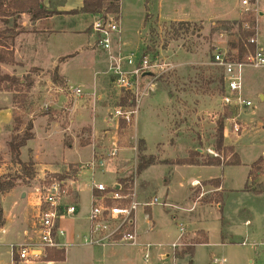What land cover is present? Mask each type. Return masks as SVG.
Here are the masks:
<instances>
[{"label":"rangeland","instance_id":"obj_1","mask_svg":"<svg viewBox=\"0 0 264 264\" xmlns=\"http://www.w3.org/2000/svg\"><path fill=\"white\" fill-rule=\"evenodd\" d=\"M241 1H123L120 23L124 50L136 54L140 59L148 52V59L157 57L163 63L172 64L174 69L145 80L144 85L153 83L155 89L149 96L142 98L136 128L116 123L117 129L111 130L110 136L105 135V118L109 113L110 117L114 118L115 110L120 108V100L123 97L129 99V96L117 89L108 76H99V93L103 98L96 106H92L93 99L90 94L74 97L66 85L61 88L67 94V101L54 108V104L50 102H57L60 92L56 89L58 85L53 82V73L42 75L40 71L32 70L26 74H13L10 66H14L16 62L0 64L3 75L17 77L22 80V84L27 75H31L35 81L30 92H10L18 117L24 122L36 120L35 137L28 142L27 147L34 149L42 165H49L53 170L64 164H77L68 165L64 171L56 173L66 175L68 170L73 173L78 180L73 190H78L80 199L75 203L76 214L61 221L67 234L63 241L69 244L65 250L66 259L53 264H98L103 258V253L110 250L111 246L102 248L87 244L91 230V181L103 182L112 187L116 178L118 183L121 180H130L133 185L131 189L136 186L139 200L142 202H148L154 197L159 199V204L152 208L140 207L137 211L139 242L151 244V247L147 249L127 245L113 246L125 254L124 258L129 253L128 257L133 260L120 264H213L215 258H226L227 264H264V246L261 243H264V200H258L253 195L241 191L248 181L252 164L260 156V151L249 143L244 144L240 147L242 164L224 170L219 166L173 165L178 160L189 158L197 150L201 156L194 159L204 162L208 157L213 158L208 153L212 150L220 155L222 165L230 166L234 161L233 155L237 154L234 147L232 153L219 152L216 149L218 123L221 120L225 122V132L228 136L226 146L233 142L229 133L228 118L239 119L242 125L237 134L239 137L246 134V129L250 130L245 124L250 117L245 115L248 114L247 111L241 112L239 109L233 110L223 106V85L220 83L222 71L212 64V57L218 52L228 56L237 54V44L240 40L238 23L245 18L241 14ZM252 3V14L256 20L255 36L257 35L260 46H264V0H252ZM3 21L5 20L0 18V32L4 27ZM180 21H192L203 29L199 33L175 40L171 27ZM2 43L10 48V41L4 43L2 40ZM80 59L85 60L83 57ZM63 74L73 89L80 87L86 92H92L94 70L89 63L78 66L74 62L64 68ZM259 76L264 78V70L245 69V96H248L249 90L246 80ZM262 82L264 88V79ZM249 97L253 105L250 110L255 113L253 115L264 113V100L261 101L259 92L254 89ZM75 104L78 107L71 113L70 109ZM44 113L56 117L55 120L60 124L62 131H66L65 144H76L73 149L64 147L57 123L53 125L50 135L45 134L47 119L40 118ZM261 120L264 122V118ZM71 123L73 128L70 127ZM90 125L94 126L98 135L94 136ZM13 127L14 124L9 130L5 128L6 131L0 138V169L1 175L5 177L17 176L15 168L10 165V158H6V155H10L9 143ZM253 131L258 129L254 128ZM114 142L121 148L119 159L108 164L105 173L97 172L95 177H92V171L87 166L91 161L92 149L97 155L107 154ZM141 147L144 148L143 152ZM135 148L137 152L133 151ZM23 155L27 157V148ZM142 155L154 156L157 164L140 175L137 173V165ZM237 156L239 158V155ZM120 161L126 168V176L121 178L118 173L122 171L117 164H120ZM113 169L118 175L112 172ZM56 174L45 176L48 178ZM41 179L43 178L35 182H19V187L32 197L34 188L40 184ZM215 179L223 181L227 189L225 193L213 192V188L203 183ZM193 180H199L201 185L191 186ZM223 195L224 207L220 209L217 205ZM71 201L74 203L75 198H71ZM242 207H245L246 211H242ZM4 208L9 216L15 217L31 209L29 200L21 199V192L6 199ZM247 220L250 223L247 224ZM180 225L185 229L182 238ZM19 231L22 229L14 228L13 233L10 232L13 236L12 243L19 244L23 241L17 238ZM10 234L7 233L4 238L9 239ZM208 236L209 244H201ZM174 243L179 245L176 249L172 247ZM255 244L257 249L254 248ZM194 246L195 255H191L189 249ZM6 251V248H0V260L3 259V264H12ZM146 253L149 255L147 261ZM29 264L48 262L39 260Z\"/></svg>","mask_w":264,"mask_h":264},{"label":"built area","instance_id":"obj_2","mask_svg":"<svg viewBox=\"0 0 264 264\" xmlns=\"http://www.w3.org/2000/svg\"><path fill=\"white\" fill-rule=\"evenodd\" d=\"M252 0L241 1V14L244 16L253 12ZM248 24L243 29H248ZM92 31L96 37V47L107 56L108 68L105 75L121 92L129 96L130 106L118 108L114 112V119L117 125L123 123L128 127L137 126L142 98L149 96L155 89L153 83L144 85L146 79L154 78L157 74H166L174 69L172 64L163 63L157 57L148 59L137 57L134 53L124 50L121 43V23L112 16L100 17L92 24ZM254 50L249 51L245 62L232 61L223 53L214 54L213 65L222 71L223 92L221 100L223 106L229 109L245 110L250 109L252 102L243 94L245 84V69L253 68L264 70V46H260L257 35L249 40ZM150 73V76L147 74ZM74 97H82L84 91L81 88L69 87ZM96 100L100 96L94 94ZM230 122L232 132L238 134L242 128L237 117L227 119ZM121 148L116 142L107 154L94 153L92 160L87 166L92 171V177L97 172L105 173L108 164L113 163L119 157ZM137 152V149H133ZM215 158H220L216 152H208ZM78 184L70 170L66 175L56 174L52 177H43L40 184L34 188L33 207L36 209L34 228L31 230L34 236L23 243L10 244V257L12 264H29L42 260L49 250H66L68 244L63 240L66 237V230L61 226L62 219L71 218L77 212V206L69 204L68 201L74 192L73 188ZM193 186H200V182H193ZM92 209L89 220L91 223L88 245L97 247H109L116 245H127L129 247L147 248L151 244L139 242L136 221L137 211L140 207L150 209L159 204L157 197L148 202L139 200L136 186L127 193H123L121 184L108 187L104 183L91 181ZM145 212V210H144ZM7 233L5 226L0 227V247L2 236ZM180 238L183 237L185 229L180 225ZM26 235H28L26 233ZM245 245V243H243ZM179 245L174 243L173 249ZM254 247H257L255 244ZM149 255L146 253L145 260ZM227 259L215 258L213 264H227ZM53 262H48L52 264Z\"/></svg>","mask_w":264,"mask_h":264},{"label":"crops","instance_id":"obj_3","mask_svg":"<svg viewBox=\"0 0 264 264\" xmlns=\"http://www.w3.org/2000/svg\"><path fill=\"white\" fill-rule=\"evenodd\" d=\"M124 0H121V6L123 4ZM38 4H41V9L46 11V13H49L47 17L43 18H34L33 15L29 12H25L18 15H11V16H3L0 17L3 20L4 27L2 29V40L4 41H10V44L8 45L10 49L14 52V59L15 64L11 67V73L13 74H26L30 71L37 69L40 71L42 75L46 74H52L53 71L58 68V73L61 78H63L68 87H71L69 85L68 78L63 74L64 68L68 67L69 65L73 64L74 62L80 65H85L87 63L90 64L92 69L94 70V83H93V90L92 92H86L92 96L93 103L92 106H96L98 101H101L103 96L100 95V79L101 77L105 75V71L108 67V59L107 56L104 53H101L95 44L96 37L92 31V24L95 20L101 17V15L94 16L90 14H85L82 12V9L84 7V0H38ZM12 11V10H11ZM121 22V15L120 20ZM122 40V31H121V37ZM5 45V44H4ZM6 46V45H5ZM74 55V56H72ZM72 56L69 58L66 62L60 63V59L66 58ZM85 58L84 61L80 58ZM2 67V65H1ZM4 69V67H2ZM105 68V70H104ZM104 70V71H103ZM10 71V70H9ZM13 71V72H12ZM110 79V78H109ZM263 77H253L246 80L249 90H248V96H246L249 100L251 95V92L256 89L259 92V97L262 100H264V88H263ZM80 88V87H77ZM56 89L60 92V96L58 95V100L55 102L52 100L50 103L52 105L54 104V108L60 107L62 104H64L67 101V94L64 93L63 88L61 86H57ZM58 92V93H59ZM94 94H97V96L101 97V100H96L94 97ZM264 103V101H262ZM56 105V107H55ZM58 106V107H57ZM78 107V105H74V107L71 110V113L75 107ZM13 104H12V97L10 95V92H0V138L6 131L7 126H12L13 124ZM93 108V107H92ZM96 111V110H95ZM247 111L248 115L250 116L248 119V122L245 123L247 126L250 127L249 129H246V134L242 137H239L237 134L232 132L231 128H229V133L232 136L233 142L230 143L231 145L229 147L235 148V153L239 155V159L241 162V154H240V147H242L244 144H251V146H254L258 151H260V156L258 157L255 162H257L262 156H264V127H263V120L261 118H264V113H257L256 115H253L255 113H252L250 109L240 110ZM255 111V109H253ZM109 112V111H108ZM99 115V114H98ZM46 118L47 123L45 126V134L50 135V133L53 130V125L58 124L59 133L61 135V140L65 148L73 149L76 144H69L66 145L64 142L65 135L62 129L60 128V124L58 121H56V117L54 118L52 116H43L41 115L40 118ZM49 117H52V120L49 122ZM94 116H91L93 118ZM98 117V116H95ZM72 119V118H71ZM33 123H35L36 120L32 119ZM228 121V120H227ZM73 122V119L71 120ZM105 122L107 125V130L105 131V135L110 136L111 130H116V120L110 117V113L108 114V117L105 118ZM229 125L230 122L228 121ZM72 124V123H71ZM87 126V125H86ZM92 126V125H90ZM71 128L74 127L72 124L70 126ZM70 127L68 130H70ZM94 136L98 135L95 132L94 126H92ZM255 128L258 129V131H253ZM67 130V131H68ZM228 132V131H227ZM226 140L227 135L225 132ZM1 144V143H0ZM27 148V157H24V150ZM22 148L21 150V159L23 162H28L29 159H33L36 166V172L37 177L31 181H39L40 178H43L45 175L48 174H56L61 173L65 170V168L68 165H77V164H64L62 167L52 169L49 165H42V163L39 161V156L35 153L34 149L31 147ZM87 148V147H86ZM94 155V150L92 149V157ZM152 156V155H151ZM10 158V155H6V158ZM119 159V158H118ZM117 159V160H118ZM122 161V160H121ZM120 161L119 165L122 172L118 173L121 177H125L124 175L126 172L124 170L126 169L125 166ZM254 162V163H255ZM253 163V164H254ZM242 164V162H241ZM252 164V165H253ZM11 165V163H10ZM12 166V165H11ZM13 167V166H12ZM229 167H236V166H225L222 165L220 168L223 170ZM17 171L18 168H15ZM251 170V168H250ZM0 169V175L1 173ZM113 173L117 174V171L115 169L112 170ZM250 173V171H249ZM40 174V175H39ZM117 174V175H118ZM117 179V178H116ZM115 179L114 184H119L117 180ZM215 180H221V179H215ZM205 181L203 183H206L209 187L213 188V192H219L227 190L225 188V184L221 180L220 186H216L213 184V181ZM200 182L199 180H193L191 182V186L193 182ZM249 186L251 189H260L264 185V174L260 176L255 181H249V175H248V181ZM103 183V182H101ZM201 183V182H200ZM246 183V184H247ZM246 184L242 192H245L249 195H253L258 200H264V193L263 194H256L253 191H247L246 190ZM254 184V185H253ZM110 187V186H108ZM21 192V199H28L30 202V210L27 212L21 213L19 216H9L8 212L4 208V201L6 199H10L14 196H17V194ZM93 195V191L91 192ZM224 196V195H223ZM75 198V202L72 203L71 198ZM69 199L68 203L76 205L75 203L79 202L80 196L78 193V190L74 191L72 193V196ZM92 198V197H91ZM92 200V199H91ZM224 200L225 196L222 200H219L220 203L217 205L218 208L222 209L224 207ZM2 202V208L4 213V219H5V228L7 233L11 234L13 233L14 228H21L22 231L17 232V238L20 241V243H23L25 241L30 240L34 233L31 232V230L34 228V218L36 217V209L33 207V197L30 196V194L27 191H22L21 187H17L12 192L7 193L2 196L1 199ZM242 211H246L245 207H242ZM12 217V218H11ZM10 222V223H9ZM246 223H250L249 220L246 221ZM62 226V225H61ZM63 227V226H62ZM64 228V227H63ZM7 233L5 235H7ZM26 233L28 235H26ZM9 235V239H5L3 235L1 242L2 246L0 248H6L7 254L10 256V244H16L12 243V235ZM209 235V234H208ZM232 238V236L230 235ZM222 238V235H221ZM224 238V237H223ZM208 244H209V236L207 237ZM264 246V243L261 242ZM68 244V243H67ZM69 245V244H68ZM255 249L258 248L254 247ZM129 253L127 254V257H125V254H122L119 250L114 249L113 246L110 247V250L103 253L102 259L98 262V264H120V263H129L132 262V258L128 257ZM195 255V253H194ZM168 256V255H167ZM66 259V256H65ZM2 258L0 260V264L2 263ZM54 263V262H53ZM52 263V264H53Z\"/></svg>","mask_w":264,"mask_h":264},{"label":"trees","instance_id":"obj_4","mask_svg":"<svg viewBox=\"0 0 264 264\" xmlns=\"http://www.w3.org/2000/svg\"><path fill=\"white\" fill-rule=\"evenodd\" d=\"M38 0H0V17L3 16H15L22 13H31L34 18H43L47 17L49 13L41 9V4H38ZM12 10V11H11ZM82 12L85 14H90L94 16L101 15V17L112 16L115 20H118L121 15V1L120 0H84V7ZM247 23L248 29H243V25ZM255 26L256 20L252 12L245 16V18L238 23V28L240 32V40L237 44V54L229 56L232 61L245 62L248 56L249 51L254 50V46L250 44V38L255 37ZM172 36L175 40H181L185 36L190 34H196L201 32L203 27L197 25L192 21H180L175 23L171 27ZM149 53H145L143 56L147 58ZM74 56V55H72ZM72 56L60 59V63L66 62ZM214 58V56L212 57ZM14 52L10 50L7 46L2 43V32H0V64H13ZM37 72V69H34ZM53 82L58 86H66V83L60 77L58 73V68L53 71L52 74ZM34 79L31 75H27L24 79V84L22 80L17 77L10 75H3L0 68V92H12V93H21V92H30L34 85ZM221 85H223V77L220 79ZM223 92V91H222ZM14 102L17 103V101ZM131 103L129 99L123 97L120 100L119 107L126 108L130 106ZM16 106L13 108V134L9 143V153H10V162L14 168H18L16 171L17 176H2L0 175V227L5 225L4 213L2 208V196L12 192L19 186V182L28 183L33 181L37 177L36 164L33 159H29L28 162H23L21 159V150L26 147L28 142L33 140L35 137L34 134V123L33 120L24 122L18 117L16 113ZM43 116H48V113L42 114ZM52 120V117H49V122ZM6 129H10L9 126ZM16 132V133H15ZM216 149L220 151L233 152V148L226 146V136H225V122L221 120L218 123L217 130V146ZM141 152L144 151V148H140ZM196 156L200 157V151H195L192 153L189 158L181 159L176 161L173 165H190V166H222L221 160L218 158L208 157L204 162H198L194 159ZM233 162L230 163V166H240L241 162L237 155H233ZM156 159L154 156L145 157V155L140 156L139 162L137 165V173L142 174L146 169L151 166L156 165ZM264 174V156H262L257 162L251 166L249 173V181H255L260 176ZM221 180L213 181V184L220 186ZM123 187V193H127L132 188V182L130 180H121L119 183ZM247 191H253L256 194L264 193V185L260 189H251L249 182L246 184ZM201 244H208V240L205 239ZM199 245V244H198ZM189 253L193 255L195 253V246L189 249ZM66 252L65 250H49L46 257L43 259L44 262H63L65 261Z\"/></svg>","mask_w":264,"mask_h":264},{"label":"water","instance_id":"obj_5","mask_svg":"<svg viewBox=\"0 0 264 264\" xmlns=\"http://www.w3.org/2000/svg\"><path fill=\"white\" fill-rule=\"evenodd\" d=\"M148 76H150V73L149 74H147Z\"/></svg>","mask_w":264,"mask_h":264}]
</instances>
